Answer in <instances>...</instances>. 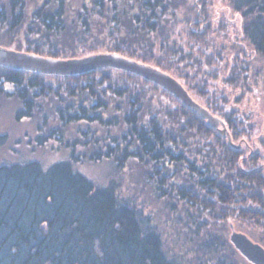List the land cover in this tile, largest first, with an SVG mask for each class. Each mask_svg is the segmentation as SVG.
Listing matches in <instances>:
<instances>
[{"label":"trees","instance_id":"1","mask_svg":"<svg viewBox=\"0 0 264 264\" xmlns=\"http://www.w3.org/2000/svg\"><path fill=\"white\" fill-rule=\"evenodd\" d=\"M220 1L239 15L238 33L213 16L214 0H83L70 11L67 0H42L28 25L23 0H8L0 46L56 58L114 52L154 66L235 143L254 135L238 109L245 93L257 88L264 111V0ZM7 27L18 31L9 41ZM11 93L22 104L17 120L39 117V144L80 122L89 160L138 162L181 251L166 248L153 210L120 196L114 181L96 187L73 170L77 138L64 143L71 159L46 169L0 166V264H248L228 239L231 224L264 247V158L231 145L163 89L113 69L64 77L0 67V97Z\"/></svg>","mask_w":264,"mask_h":264},{"label":"rangeland","instance_id":"2","mask_svg":"<svg viewBox=\"0 0 264 264\" xmlns=\"http://www.w3.org/2000/svg\"><path fill=\"white\" fill-rule=\"evenodd\" d=\"M41 1L42 0H23V13L24 17L27 19L25 25L30 24L32 21L30 13L34 7L40 5ZM82 2L83 0H67L68 11H70V5L79 6ZM2 4L8 8V0H0V5ZM211 10L212 13L214 12L213 16H215L216 13L221 14L220 17L222 21L228 19L226 21L228 23L226 29L229 35H233L235 32L238 33L240 19L237 13L232 12L231 9L226 7L220 0H214L211 5ZM213 18L215 19V17ZM14 30L15 28H2V37L9 41L11 37L18 34V31L15 32ZM18 37L23 38V36ZM18 39L19 38L16 40ZM241 46L245 49L243 45ZM14 94L15 93H11V95L8 96L3 94L0 97V135L7 136L6 144L0 146V166L36 161L46 169L53 163L70 160L72 148L65 146L64 143L78 138L80 140L77 146L74 147V155L81 159L73 162V170L90 180L96 187H105L111 181H114L115 184H117L116 187L118 186L117 190L120 196L128 200L134 199L139 204H143L146 211H148V209L153 210L155 214L154 222L162 231V237L166 248L170 253L178 254V252L181 251L178 244L175 242V231L170 222H167L166 213L161 208H158V204L154 203L153 199L149 197L150 186L143 182L144 178L141 176L142 170L138 162L130 159L123 169H118L111 159L101 158L100 160H89L88 157H86L89 154L88 150L86 147L80 145V141L82 142L81 138H83L80 131H85L87 127L85 123L80 122L69 124L64 127L61 141L48 140L43 144H39L37 137L43 133L38 131L36 127L39 117L17 120L15 118V113L22 107V104ZM248 94L251 93H245L241 103L238 104V109L243 111L246 110L245 115L250 117L247 121L250 126H254V135H252L251 138H243L232 143L240 146L241 144L247 145L250 152L256 150L264 158V147L259 146L258 143L259 138L263 137L264 139L263 101L260 95L261 93L257 88L252 93L255 94L254 97ZM84 153H86V156ZM262 162L264 163V161ZM230 227L231 231H238L234 229L232 224ZM245 261L251 264L246 259Z\"/></svg>","mask_w":264,"mask_h":264},{"label":"water","instance_id":"3","mask_svg":"<svg viewBox=\"0 0 264 264\" xmlns=\"http://www.w3.org/2000/svg\"><path fill=\"white\" fill-rule=\"evenodd\" d=\"M0 67L30 72L45 76H77L98 69H115L138 76L177 99L182 105L206 121L209 127L216 129L226 137L234 147L224 122L207 108L196 102L182 84L173 76L154 66L114 52H97L82 57L56 58L35 53L18 51L0 46ZM229 241L233 247L251 264H264V247L250 239L246 234L231 231Z\"/></svg>","mask_w":264,"mask_h":264}]
</instances>
